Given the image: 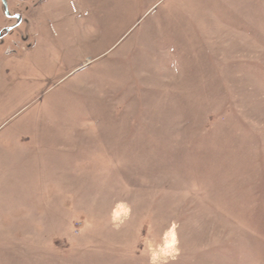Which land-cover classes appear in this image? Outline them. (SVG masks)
<instances>
[{
  "label": "rangeland",
  "instance_id": "rangeland-1",
  "mask_svg": "<svg viewBox=\"0 0 264 264\" xmlns=\"http://www.w3.org/2000/svg\"><path fill=\"white\" fill-rule=\"evenodd\" d=\"M35 1L0 0V264H264V0Z\"/></svg>",
  "mask_w": 264,
  "mask_h": 264
},
{
  "label": "crops",
  "instance_id": "crops-1",
  "mask_svg": "<svg viewBox=\"0 0 264 264\" xmlns=\"http://www.w3.org/2000/svg\"><path fill=\"white\" fill-rule=\"evenodd\" d=\"M79 1V0H78ZM77 1V2H78ZM42 3V4H41ZM33 4H34V11L36 10L37 11V14L38 15H41L42 16V18L44 19L45 18V12H46V10L44 9L45 8V6H43L44 4H45V0H36L35 2H33ZM42 9V10H41ZM42 12V13H41ZM27 19H29V17H27ZM28 21V20H27ZM31 47V46H30ZM8 226H9V224H8ZM8 233L10 234H12L13 235V238L14 237H16L17 239H20L21 237H19V236H16V234H14L13 233V231L11 230V229H8ZM24 238H26L27 239V237H24ZM0 241H6V238L5 237H1L0 238Z\"/></svg>",
  "mask_w": 264,
  "mask_h": 264
},
{
  "label": "flooded vegetation",
  "instance_id": "flooded-vegetation-1",
  "mask_svg": "<svg viewBox=\"0 0 264 264\" xmlns=\"http://www.w3.org/2000/svg\"><path fill=\"white\" fill-rule=\"evenodd\" d=\"M12 18L16 19L15 23L18 25H20L24 20L22 19V16L20 13L16 12L13 13Z\"/></svg>",
  "mask_w": 264,
  "mask_h": 264
},
{
  "label": "built area",
  "instance_id": "built-area-1",
  "mask_svg": "<svg viewBox=\"0 0 264 264\" xmlns=\"http://www.w3.org/2000/svg\"><path fill=\"white\" fill-rule=\"evenodd\" d=\"M74 1H75V0H72V3H71V4H72V8H73V11H74V12H77V9H76V7H75V5H74Z\"/></svg>",
  "mask_w": 264,
  "mask_h": 264
},
{
  "label": "water",
  "instance_id": "water-1",
  "mask_svg": "<svg viewBox=\"0 0 264 264\" xmlns=\"http://www.w3.org/2000/svg\"><path fill=\"white\" fill-rule=\"evenodd\" d=\"M5 13H6V15H8V10H7V7L6 6H5ZM10 28L6 29V31H8Z\"/></svg>",
  "mask_w": 264,
  "mask_h": 264
}]
</instances>
